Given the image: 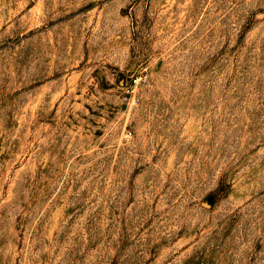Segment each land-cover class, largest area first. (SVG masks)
Here are the masks:
<instances>
[{"label":"rangeland","instance_id":"obj_1","mask_svg":"<svg viewBox=\"0 0 264 264\" xmlns=\"http://www.w3.org/2000/svg\"><path fill=\"white\" fill-rule=\"evenodd\" d=\"M0 264H264V0H0Z\"/></svg>","mask_w":264,"mask_h":264},{"label":"built area","instance_id":"obj_2","mask_svg":"<svg viewBox=\"0 0 264 264\" xmlns=\"http://www.w3.org/2000/svg\"><path fill=\"white\" fill-rule=\"evenodd\" d=\"M129 91H130V88L128 87L127 90H126V92H129Z\"/></svg>","mask_w":264,"mask_h":264}]
</instances>
